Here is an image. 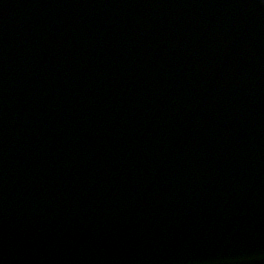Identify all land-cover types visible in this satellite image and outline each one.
Segmentation results:
<instances>
[{
	"label": "water",
	"instance_id": "obj_1",
	"mask_svg": "<svg viewBox=\"0 0 264 264\" xmlns=\"http://www.w3.org/2000/svg\"><path fill=\"white\" fill-rule=\"evenodd\" d=\"M0 264H264V0H0Z\"/></svg>",
	"mask_w": 264,
	"mask_h": 264
}]
</instances>
